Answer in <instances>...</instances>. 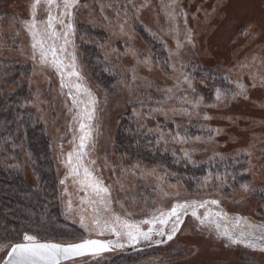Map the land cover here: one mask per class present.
<instances>
[{"label": "rangeland", "instance_id": "obj_1", "mask_svg": "<svg viewBox=\"0 0 264 264\" xmlns=\"http://www.w3.org/2000/svg\"><path fill=\"white\" fill-rule=\"evenodd\" d=\"M30 3L0 0V57L30 67L32 100L27 107L39 115L50 138L59 210L70 227L60 242L89 236L115 241L107 232L102 237L95 235L91 208L81 203L85 192L76 177L69 175L65 161L78 144L79 121L73 119L78 109L72 106L69 89L61 88L55 69L42 65L38 53L33 58L32 39L24 26ZM37 19H45L43 9ZM71 23L67 51L74 53L82 83L97 101L92 141L84 160L110 187L113 211L121 216L128 211L134 213L129 219L141 220L154 208H170L176 201L215 198L229 217L264 222L260 191L264 189V0H78ZM83 25L103 31L104 39L84 34ZM56 28L65 30L60 25ZM83 44L95 45L109 72L117 74L112 91H102L85 70ZM238 85L244 87V94L236 95ZM11 91L12 85L0 80V94ZM81 98L87 99L83 94ZM126 115L138 123L140 131L154 135L162 153L191 166L215 167L189 186L163 166L117 154L116 133ZM91 160L96 163L88 164ZM20 169L27 181L35 182L25 158ZM217 175L220 181L215 179ZM242 176L247 179L237 182ZM242 184L257 191L244 192ZM81 216L89 230L81 225ZM183 219L172 240L166 235H153L151 241L133 245L122 240V249L61 264H111L116 257L150 250H154L151 256L142 254L133 264H264V252L230 244L200 228L190 214ZM147 227L142 225L145 231ZM157 240L161 242L155 243ZM4 245L10 246L0 241V248ZM6 252L0 251V260Z\"/></svg>", "mask_w": 264, "mask_h": 264}, {"label": "snow or ice", "instance_id": "obj_2", "mask_svg": "<svg viewBox=\"0 0 264 264\" xmlns=\"http://www.w3.org/2000/svg\"><path fill=\"white\" fill-rule=\"evenodd\" d=\"M77 3L78 0H31L28 5L29 19L24 22V26L32 39L33 58L35 59L38 53L42 65H50L55 69L61 79V88L69 89L68 95L72 106L78 109L73 116L74 120L79 121L78 144H75L73 151L67 153L65 163L70 169L69 175L76 177V182L85 192L81 203L91 208L93 214L91 223L92 228L95 229V235L102 237L107 232L117 239L113 241L89 236L80 238L78 242L58 243L52 240L42 241L34 235L25 233L22 240L0 248V251L7 249L6 256L0 260V264H61L62 260H69L73 257L87 254L99 255L115 248L122 249L125 243L133 245L142 240L151 241L153 235H166L167 240H172L185 222L183 217L189 214L198 222L200 228H206L210 233L214 232L219 238L227 239L230 244H243L253 250L264 252V222L254 223L240 215L229 217L228 213L221 208L220 201L215 198L176 201L170 208H154L150 216L141 220L129 219L134 213L128 211H125L123 216L113 211L110 187L94 174L95 170L88 167L84 160V157L88 155L86 149L92 141L91 121L95 117L97 101L91 90L82 83L83 77L77 70L74 53L67 51V46L71 43L69 35L73 31L71 23L73 8ZM41 9L45 12L44 20L37 19ZM56 25H60L65 30L57 31ZM188 42H192L190 35ZM66 58H70L67 63ZM72 77L76 80L68 79ZM261 84L264 86V79L261 80ZM238 87L240 92L236 95L244 94V87L242 85ZM82 94L87 99H82ZM220 95L218 91V99ZM69 110L72 111V109ZM76 139L74 137L73 143ZM91 147H95L94 143ZM185 155H188L187 152ZM95 163V160L88 161V164L94 165ZM215 179L221 180L218 175ZM207 181L206 177L205 184ZM60 183L64 184L65 180H61ZM222 185L223 181L220 186ZM240 187L244 192L257 191L249 184H242ZM260 191L264 196V189ZM69 207H71L70 204ZM121 207H123L122 204ZM200 209L204 210L202 215L199 214ZM104 214H108L110 218H106ZM80 223L86 230H89L84 224L83 216L80 218ZM142 225L148 226L146 231L142 229ZM122 240L125 243H122ZM160 242L155 241V243ZM225 247H228V244Z\"/></svg>", "mask_w": 264, "mask_h": 264}, {"label": "trees", "instance_id": "obj_3", "mask_svg": "<svg viewBox=\"0 0 264 264\" xmlns=\"http://www.w3.org/2000/svg\"><path fill=\"white\" fill-rule=\"evenodd\" d=\"M80 28L84 34L99 40L105 37L103 31L88 25ZM81 53V63L90 78L102 91H112L117 74L109 72L99 49L92 44H83ZM29 73V65L0 57V80L12 85L11 92L4 96L0 94V241L10 245L22 240L25 233L42 241L60 242L63 240L61 236L70 230L62 221L59 210L58 181L50 138L39 115L27 107L32 100ZM115 143L117 154L163 166L175 172L178 180L191 186L193 179L198 180L215 167L211 164L191 166L184 160L162 153L155 145L154 135L140 131L138 123L127 115L118 126ZM24 158L32 169L34 183L23 177L20 167ZM241 178L247 179L242 176L237 182ZM150 251L131 252L116 257L111 264H133L142 254L151 256L154 250Z\"/></svg>", "mask_w": 264, "mask_h": 264}, {"label": "water", "instance_id": "obj_4", "mask_svg": "<svg viewBox=\"0 0 264 264\" xmlns=\"http://www.w3.org/2000/svg\"><path fill=\"white\" fill-rule=\"evenodd\" d=\"M53 242H55V241H53ZM74 242H78V241H74ZM58 243H67V242H58ZM107 252H109V251H107ZM105 253V252H104ZM102 254V253H101ZM91 254H87V255H85V256H90ZM6 256V255H5ZM4 256V257H5ZM80 257H84V256H80ZM75 258H79V257H73V258H71V259H69V260H72V259H75ZM4 259V258H3ZM69 260H62L61 261V263H64V262H66V261H69Z\"/></svg>", "mask_w": 264, "mask_h": 264}]
</instances>
